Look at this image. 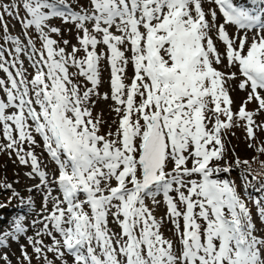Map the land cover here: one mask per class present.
Wrapping results in <instances>:
<instances>
[{
	"label": "snow or ice",
	"instance_id": "obj_1",
	"mask_svg": "<svg viewBox=\"0 0 264 264\" xmlns=\"http://www.w3.org/2000/svg\"><path fill=\"white\" fill-rule=\"evenodd\" d=\"M207 3L219 9L223 23L215 8L205 11L203 0H89L80 11H72L68 0L0 4V24L5 13H15L42 42L37 49L28 38L35 69L31 79L18 60L24 51L18 38H6L15 46L10 66L20 65L15 75L0 50V71L7 74V82L0 79L6 97L0 99V126L7 141L0 151L11 150L21 164L30 161L32 172L47 184L37 155L24 147L26 142L36 145L34 131L58 165L53 183L62 198L48 192L45 200L51 198L52 209L43 219V233H37L51 237L53 244L29 237L44 264H53L45 247L61 264H68L66 254L72 264H264V207L256 202L258 227L234 182L212 178L231 171V165L213 167L224 159L223 130L244 121L249 139H255L254 127L264 131L253 119L264 111V18L240 0ZM53 18L75 24L82 33L80 47L66 52L51 38L50 33L60 34L48 24ZM227 26H235L237 33L230 36ZM3 27L7 33V24ZM213 35L224 45L223 53ZM100 44L107 49L110 98L119 117L115 132L106 135L100 134L101 116L92 115V97L100 95ZM80 51L85 55L78 59ZM225 60L234 71L216 67ZM129 64L133 76L126 84ZM73 77H83L87 84ZM238 77L247 100L233 112L226 85ZM252 101L258 105L255 112L246 110ZM10 108L16 111L8 114ZM235 163L239 167L241 161ZM194 175L200 179H191ZM161 194L178 247L160 231L164 218L157 220L146 203H160ZM109 216L120 232L108 227ZM24 231L17 223L15 232ZM21 248L23 260L32 264ZM0 260L12 264L6 254Z\"/></svg>",
	"mask_w": 264,
	"mask_h": 264
},
{
	"label": "rangeland",
	"instance_id": "obj_2",
	"mask_svg": "<svg viewBox=\"0 0 264 264\" xmlns=\"http://www.w3.org/2000/svg\"><path fill=\"white\" fill-rule=\"evenodd\" d=\"M15 2L20 3V0H15ZM203 2H204V4L206 3V5H207V6H204L205 11H207L209 8H215L217 11L218 17L221 16V14L218 11V8H216V6L214 4H208L207 0H203ZM11 3H13V0H0V4H11ZM68 3H69L71 8L78 9L77 11H79V9L81 10V8L86 9L89 6L88 5L89 0H76V1L75 0H68ZM85 3H87L86 6H85ZM250 4L253 5L255 3L253 1H251ZM20 9L21 10H19V16H20L21 20H23V19L27 18L26 13H25L23 7H20ZM13 16L15 18V13ZM11 20H12V17H9L5 13L4 14V21L2 24H0V50H2V52H3L4 60L9 62V70L12 71L13 74L15 75V72H16L17 68L20 67V65L17 64L16 68H12L10 66L12 59H13V57H15L16 53L14 51L11 52L12 51L11 48H15V46L11 43L10 40L6 42V38L8 36H11V37L20 39L21 46L23 45L22 47L24 48V51L21 52L22 54H20L18 56V60L19 61L22 60L23 68L27 69V71L25 72V76L28 79H31L35 73V69H33L32 64H31V63H33V61L30 58L31 49L28 47V38H31L33 44L35 45V47L37 49H41L42 42L39 39L38 33H36L34 28H30L27 30H25L24 28L20 29L19 27H17L16 24H14L15 22H12ZM18 21H20V20H18ZM219 22L223 23V19L220 18ZM3 24H7L8 31L10 30L9 32L8 31H7V33L4 32ZM60 24L61 23L56 22V25H54V27L60 28L61 27ZM68 27H69V29H72L74 31L76 30V32H77V33L75 32L73 35H71V38H70V40H72L71 42L72 43H78L77 42L78 36H81L82 34L78 31L75 24L69 23ZM234 27L235 26H227L228 33H230V32L232 34L237 33L238 29H236ZM12 30H14V31H12ZM25 31H27V36H25V34H24ZM239 31H241V30H239ZM78 33H80V34H78ZM249 34H251V36H252L253 32L249 31ZM52 35L54 36V38ZM55 35L56 34H51V37L53 39L57 40V35L56 36ZM66 38H65L66 40H69L68 37H66ZM213 40L216 43L218 50L221 53L224 52V45L217 39V37L215 35H213ZM220 44H222V45H220ZM68 46H69V44L66 46L60 45V47H65L66 51L71 52L70 49H67ZM82 55H83V53L81 54V58H83ZM126 56H130V52H126ZM79 57H80L79 54H77L78 59H79ZM106 59H107V55L105 57V60ZM226 64H227V61L225 60L222 64L217 65L216 67L219 70H221L222 72L234 71V69L226 68L225 67ZM69 71L75 72V71H77V69L70 68ZM107 74H108V72H106V74L104 75V79L106 82V84L103 87L104 89L99 90L98 93L100 95L108 93V95L111 97V90L108 89V86H107L108 82H109V80L107 79L108 77H106ZM1 75H3L5 77V79L7 78V75L4 72H1ZM102 75H103V72L101 73V70H100V79H101ZM132 76H133V68H132L131 64H129L127 67V70H126V79H125L126 84L130 83L129 80ZM73 79H74V81H77V82L81 81L80 77H78V78L73 77ZM240 79L241 78L238 77V79H236V80H230V81H228V83L226 85L227 90L229 92V95H230L231 99L233 100L232 101L233 103L231 105L233 112H237L239 110L240 106L247 100V92L241 91L238 87ZM107 90H110V91H107ZM3 95H4L3 89H0V99H6L5 95L4 96ZM97 98H98V96L92 97L93 101H95V103H94L95 105L92 106L93 107L92 108V115H93V118H95L97 116H101V118L103 120V124L101 125L100 134L106 135L109 131H113V129L115 131L116 129L114 127H112V123L108 122L109 118H105V116H109L111 114V110H110V108L106 109L104 105H108V106L110 105V107H113V106L117 107V105L113 101L109 102L108 99L105 101L101 100V101H99L100 102L99 103V102H97L99 98L98 99ZM257 107H258L257 102L252 101L246 105V110L250 111V112H255ZM10 110H8L7 112H9L11 114L16 111V109L13 110L12 108H10ZM221 119L223 120L225 118L222 116ZM253 119L255 120V123L257 125H264V111L259 112L257 115L254 116ZM237 124H238V126L232 127L230 129H227V130H223V133L225 135H227L228 138L230 139V143L232 144V145L230 144V146L234 147L235 151H236L234 156H230V154H228L229 152L227 153V155H229V156L227 157L228 161L226 160V162L231 164V171L228 173H225L223 175L224 176L223 178L228 179L231 182H234V185L236 187L237 192L240 194L241 198L244 200L247 207L250 209L252 216H253V220L257 224V226L259 227L260 226V219L258 217L257 210H255L251 205V199H253V197H255V199L260 202V205L262 207H264V181L261 180L259 182L258 180H255L254 178H252V176L250 175V173H251L250 171H251V169L252 170L255 169L254 167H252V165L256 164L257 161H259L258 156L261 153L259 151V149L261 147H264V131H262L260 128L254 127L255 139H249L247 137L246 128L244 127L245 122L244 121H237ZM14 134L16 135V133H14ZM223 139H224V137H222V140ZM37 142L39 143L38 157L40 158V161H41L42 165L44 166V167L43 166H40V167H43V169L46 170L45 172H49L51 177H53V176H54V178L58 177V165L51 159V157L48 154L45 153V150L42 149L41 146H43V144H42L43 140L41 139L40 136H38ZM6 143H7V141L3 138V134H2V126H0V145L6 144ZM250 145H251V147H250ZM230 146H228L229 149H230ZM10 151L11 150L0 151V184H6V183L11 184V188H9V189L4 188V187H0V220H1L0 221V242H2L4 245H6L5 247L0 246V255L6 254L9 257V259L11 260L12 264H27V261H24L23 257H22L21 246H23V250L26 251L32 257V264H44L43 257H41L40 259H37V256L33 250V246L29 243V237H32L34 240H37V239L43 240L44 246H50L52 244L51 240L48 239L47 235L37 236L38 231H39V233H43V231H44V229H42L43 228V222H42V225H40V226L38 225L37 227H34L31 230H28L27 233L25 231L21 232V233H16L15 232L16 224L13 225L12 230L7 231V232L2 231L4 223H12V221H11L12 218L19 215L20 212H22L24 210V207H26L27 205H28L27 207L33 205L34 207L33 206L32 207L35 210V213L44 212V211H47L49 209V207H48L49 205H47V208H45V204L47 202H45L43 197H41L38 194V192H34V191L31 192V191H29V189H25V188H28L27 185L21 186L22 182L26 181L27 179L25 178V175L22 173V170H21L22 168H20L18 165L19 160L17 159L16 155L14 153H12L10 155L9 154ZM48 157L50 158L49 160H48ZM237 157L241 161V164L239 165V167H237V165L235 163V161L237 160ZM230 160H232V161H230ZM245 160L248 161V164L243 163V161H245ZM189 163L191 164V161ZM35 183H37V182H35ZM16 188H18V189H16ZM43 189H44V192H46L45 191L46 188H43ZM13 190H14V192H13ZM54 195H55V197H60L61 192H56V193H54ZM82 199H84V197ZM7 203L9 204V206H12V207H4V205ZM153 209L155 211L154 213L156 214L157 220H160L162 217L164 218V220L161 224L160 231L164 234L165 238L172 240L174 242V246L177 247L178 241H177V237H176L173 225L167 220V217H166V212H167L166 205L163 203H158V204H156V206ZM27 210L31 211L30 209H27ZM85 210L88 211L90 214V209L88 208L87 205L85 206ZM48 214H46L45 216H47ZM21 217H22V215L18 216V218H21ZM9 221H11V222H9ZM182 223L183 222L181 221V227H182ZM40 227H42V228H40ZM49 227L51 228V225H49ZM117 233H118V231H117ZM53 234H56V233L54 232ZM13 236H15L16 238L14 239ZM47 242H48V244H47ZM45 255L47 256V259L49 261H53V264H61V261L59 259L55 258L54 253L47 252L46 247H45ZM64 259L67 260L68 264H72L73 258L71 256L65 257ZM0 264H4V262L2 260H0Z\"/></svg>",
	"mask_w": 264,
	"mask_h": 264
},
{
	"label": "bare ground",
	"instance_id": "obj_3",
	"mask_svg": "<svg viewBox=\"0 0 264 264\" xmlns=\"http://www.w3.org/2000/svg\"><path fill=\"white\" fill-rule=\"evenodd\" d=\"M76 1V0H75ZM240 1H244V0H240ZM251 1H253L255 4L253 5V7H261V1L260 0H245V2H246V6L249 8V10H250V2ZM82 5V4H81ZM87 5V3H85V6ZM89 5V4H88ZM204 6H207L206 5V3L204 4ZM22 7V6H21ZM84 7V6H83ZM72 9V11H77L78 9H74V8H71ZM259 9V8H258ZM21 10V9H20ZM260 10V9H259ZM79 11H80V9H79ZM251 12H253L254 13V10H252V8H251V10H250ZM24 14V13H23ZM254 14H256V13H254ZM258 15L259 16H261L262 18H264V11H261L260 10V12L258 13ZM23 18V17H22ZM12 22H15L14 24H16L17 25V27H19L20 29H22L23 27H22V24H21V22L20 21H18L16 18H14V16H12V20H11ZM10 21V22H11ZM56 22L57 23H61L60 25H61V27L59 28L60 29V34L59 35H57V42H58V45L60 46V45H63L64 46V44H63V41L64 40H66L67 38L66 37H68L69 38V40H70V38H71V35H73L75 32H76V30L74 31V30H72V29H69V27H68V25H69V23H71V22H69V23H65L61 18H53L52 20H50L49 22H48V24L50 25V26H54V25H56ZM12 25V24H11ZM64 28H63V27ZM74 27V26H73ZM89 27H90V25H89ZM13 28V27H12ZM10 29V28H9ZM10 31V30H9ZM8 31V32H9ZM12 31H14V30H12ZM45 31H47V29H45ZM77 33V32H76ZM51 34H54V33H50V35ZM78 34H80V33H78ZM82 34V33H81ZM236 34V33H235ZM235 34H232L231 32L229 33V35L230 36H233V35H235ZM240 34L242 35L243 34V30H241L240 31ZM249 34V33H248ZM55 35V36H56ZM53 36V35H52ZM251 36V34H249V37ZM79 37V36H78ZM52 38V37H51ZM53 38H54V36H53ZM66 38V39H65ZM251 38V37H250ZM20 40V39H19ZM67 40L69 43V46L67 47V49H70V50H72V46L73 45H75V46H77V47H80V45L78 44V43H72L71 41L72 40ZM27 42V41H26ZM78 42V41H77ZM10 44V43H9ZM220 45H222V44H220ZM23 46V45H22ZM66 46V45H65ZM9 47V46H8ZM30 48V47H29ZM65 48V47H64ZM28 49V48H27ZM11 52H13L14 51V48H11ZM123 50V49H122ZM97 51L99 52V53H101L102 55H103V58L101 59V66H100V70H101V73L103 72V75H102V77H101V83H100V86L97 88V92H99V90H103L104 88V85L106 84V82H105V79H104V75L106 74V72H108V74L106 75V77H108L107 79L109 80V82H108V89H110V66H109V64H108V60L106 59L105 60V57H106V53H107V49H106V46H104L103 44H100V45H98L97 46ZM66 52H69V51H66ZM83 53V57H84V55H85V53L83 52V51H80V52H78L77 54H79V58H81V54ZM223 53V52H222ZM22 54V53H21ZM13 56V55H12ZM16 56V55H15ZM20 59V58H19ZM26 59V58H25ZM13 60V59H12ZM30 60V59H29ZM22 61V60H21ZM32 64V63H31ZM25 66V65H24ZM26 69V68H25ZM34 69V68H33ZM27 70V69H26ZM30 71V70H29ZM1 72H3V71H0V79H4L6 82H7V78L5 79V77L3 76V75H1ZM70 72H73V71H70ZM76 72V71H75ZM7 75V74H6ZM31 78V77H30ZM76 80V79H75ZM80 80L82 81H80L79 83H81V85H84V84H87V81H85V79L83 78V77H80ZM129 80V79H128ZM84 81V82H83ZM105 82V83H104ZM129 82H130V80H129ZM88 86L90 87L91 85L90 84H88ZM111 90V89H110ZM110 90H107V91H110ZM106 91V92H107ZM108 94V93H107ZM5 95V94H4ZM3 95V96H4ZM103 96H104V94H102V95H100V96H98V101L97 102H99V101H105V99H103ZM95 97V96H94ZM97 97V96H96ZM236 99V98H235ZM93 100V99H92ZM109 102L110 101H112L111 100V98H110V96H109ZM233 101V100H232ZM237 101V100H236ZM114 102V101H113ZM100 103V102H99ZM115 103V102H114ZM104 104V103H103ZM106 104V103H105ZM95 105V104H94ZM97 106V105H96ZM105 106V108L106 109H108V108H110V110H111V114L109 115V116H105V118H109V120H108V122L109 123H112V127H114L115 129L118 127V123H119V117L117 116V114L115 113V111L113 110L114 108H115V106H113V107H110V105L108 106V105H104ZM93 108V107H92ZM104 108V109H105ZM105 109V110H106ZM231 109H232V107H231ZM8 110H10V109H8ZM7 110V111H8ZM14 110V109H13ZM11 111V110H10ZM263 112V111H262ZM8 114H11V113H9L8 112ZM254 118V117H253ZM111 119V120H110ZM113 119V120H112ZM114 121H115V123H114ZM115 124V125H114ZM109 126V125H108ZM113 129V128H112ZM109 130V129H108ZM112 132H115L114 131V129H113V131ZM15 135V134H14ZM33 135L35 136V139H36V145L35 146H32V145H29L27 142L25 143V145H24V147H25V149L26 150H33L34 151V154L35 155H37V157H38V150H39V143L37 142L38 141V136L39 135H37L36 133H34L33 132ZM222 137H224V139L222 140V143L224 144V153H223V155H224V159H222V160H220V161H214L213 162V167H219V168H223V167H225V166H227V165H231V164H229V163H227L226 162V160L228 159L227 157L229 156V155H227V153L228 154H230V156H234L235 155V148L234 147H231L230 146V139L228 138V136L227 135H225L224 133L222 134ZM42 139V138H41ZM42 142V141H41ZM238 143V142H237ZM43 144V143H42ZM41 144V145H42ZM232 145V144H231ZM228 146H230V149L228 148ZM42 147V149H44L45 150V153L47 154V151H46V149L44 148V145L43 146H41ZM14 156V155H13ZM238 158V157H237ZM13 159V158H12ZM38 160H39V162H40V166H43L42 165V163H41V161H40V158L38 157ZM191 161V160H190ZM189 161V162H190ZM228 161V160H227ZM230 161H232V160H230ZM226 163V164H225ZM225 164V165H224ZM235 164V163H234ZM19 167L20 168H22L21 170H22V173L25 175V178L27 179L26 181H24V182H22V184H21V186H25V185H27L28 186V188H25V189H29V191H34V192H38V194L41 196V197H43V199L45 200V198H46V196L48 195V192L49 191H51V193H52V197H55V195H54V193H56V192H60V190H59V188L57 187V185L55 184V183H53V181H54V176L53 177H51L50 176V174H49V172H45L46 170H44L43 169V167H40V169L42 170V171H44L46 174H47V184H44V183H42L41 182V179H40V177L38 176V175H36L35 173H33L32 172V169H31V164H30V161H29V163L28 164H21L20 162H19ZM30 165V166H29ZM188 166L189 167H191L192 166V161H191V164L190 163H188ZM169 168H171V165H169ZM8 169V168H7ZM225 174V172H223V171H221L219 174H214V176L212 177V178H215V179H224L223 177V175ZM191 179H195V180H199L200 179V177L198 176V175H194L193 177H191ZM22 180V179H21ZM23 181V180H22ZM2 182V181H1ZM35 182H37V183H35ZM6 184H10V183H6ZM11 185V184H10ZM19 188V187H18ZM18 188H16V189H18ZM43 188H46V192H44V189ZM2 189V188H1ZM7 189H9V188H7ZM23 189V188H22ZM11 190V189H10ZM13 192H14V190H13ZM60 194V193H59ZM174 194L175 193H170V195H173L174 196ZM253 195V194H252ZM4 196V195H3ZM61 197V196H60ZM81 199L83 198V196H81L80 197ZM157 199L160 201V203H163V204H165L164 203V201H163V196H162V194L160 195V196H158L157 197ZM251 199V198H250ZM45 202H46V200H45ZM249 202V201H248ZM256 202H257V200L255 199V197H253V199H251V205H252V207L255 209V210H257V204H256ZM146 203L148 204V206L152 209V212H153V215L156 217V214L154 213L155 211H154V207L156 206V205H153L152 203H151V201L149 200V201H146ZM21 204V203H20ZM47 205H49L48 207H49V209L47 210V211H44V212H40V213H38L37 211V213H35V210L33 209V205H31V206H29V207H24V210L22 211V212H20V214H22V217L21 218H18V217H14L11 221H12V223H4V226H3V230L2 231H4V232H7V231H10V230H12L13 229V225L14 224H17V223H19L24 229H25V232L27 233L28 232V230H31V229H33L34 227H37L38 225L40 226V225H42V222H43V219H44V216L46 215V214H48L50 211H51V209H52V200H51V198H49L48 200H47ZM33 206V207H32ZM86 206V205H85ZM162 206V205H161ZM27 209H30L31 211H29V210H27ZM258 211V210H257ZM160 213V212H159ZM14 215V214H13ZM15 216V215H14ZM159 216V215H158ZM1 221V220H0ZM11 221H9V222H11ZM113 221V218L111 217V216H109L108 217V227L113 231V232H119L120 231V229H119V227L117 226V224H115V223H113L112 222ZM3 224V223H2ZM40 228H42V227H40ZM39 228V229H40ZM42 229H44V228H42ZM36 230V229H35ZM34 232V231H33ZM39 232V231H38ZM2 233V232H1ZM53 235H55L56 236V238L57 239H60V237H59V235L56 233V234H53ZM27 236V235H26ZM48 239L49 240H51V242H52V244H53V240H52V238L51 237H49L48 236ZM178 243V242H177ZM47 244H48V242H47ZM51 244V245H52ZM5 247V246H4ZM178 247V246H177ZM2 248V247H1ZM51 255V254H50ZM68 256H70V255H65V257H68ZM64 257V258H65Z\"/></svg>",
	"mask_w": 264,
	"mask_h": 264
},
{
	"label": "trees",
	"instance_id": "obj_4",
	"mask_svg": "<svg viewBox=\"0 0 264 264\" xmlns=\"http://www.w3.org/2000/svg\"><path fill=\"white\" fill-rule=\"evenodd\" d=\"M259 157V161H257L256 164L252 165V167H254L255 169H251V173L250 175L252 176V178H254L255 180H258L259 182L262 180L264 181V152H261ZM9 205H5V207H8Z\"/></svg>",
	"mask_w": 264,
	"mask_h": 264
}]
</instances>
